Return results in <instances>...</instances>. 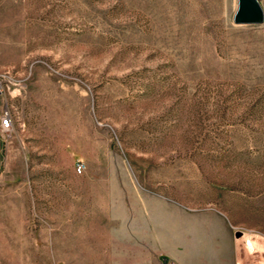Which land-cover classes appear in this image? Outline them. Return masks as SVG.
Masks as SVG:
<instances>
[{
  "label": "rangeland",
  "instance_id": "obj_1",
  "mask_svg": "<svg viewBox=\"0 0 264 264\" xmlns=\"http://www.w3.org/2000/svg\"><path fill=\"white\" fill-rule=\"evenodd\" d=\"M237 8L0 0V264H130L180 213L264 236V19Z\"/></svg>",
  "mask_w": 264,
  "mask_h": 264
},
{
  "label": "crops",
  "instance_id": "obj_2",
  "mask_svg": "<svg viewBox=\"0 0 264 264\" xmlns=\"http://www.w3.org/2000/svg\"><path fill=\"white\" fill-rule=\"evenodd\" d=\"M179 218L173 223H164L163 227L169 230L180 228L184 233L186 223H190L192 218L193 223L186 231L188 236L182 234L171 239H159L160 245L173 242L176 245L174 250L154 251L153 257L147 258L145 253L141 252V256L135 257V262L132 259L130 264H237L238 260H241V264H251L256 260V256H252L248 250L238 253L234 233L226 222L220 220L221 229H214L212 216H200L199 223L195 216L180 213ZM166 256L171 258L172 262H167Z\"/></svg>",
  "mask_w": 264,
  "mask_h": 264
},
{
  "label": "built area",
  "instance_id": "obj_3",
  "mask_svg": "<svg viewBox=\"0 0 264 264\" xmlns=\"http://www.w3.org/2000/svg\"><path fill=\"white\" fill-rule=\"evenodd\" d=\"M5 90L4 86L0 82V93H3ZM1 130L5 134H9L13 129V117L9 111H5L2 114L0 121ZM76 170L78 173H82L84 170V164L79 162L76 164ZM235 231H241V236L236 238V248L238 253H242L245 250H248L251 254L256 252V240H260L259 238L264 236L262 234L257 233L254 230L242 231L240 227H235ZM264 264V257L261 260H255L251 264ZM237 264H241V260L237 261Z\"/></svg>",
  "mask_w": 264,
  "mask_h": 264
},
{
  "label": "water",
  "instance_id": "obj_4",
  "mask_svg": "<svg viewBox=\"0 0 264 264\" xmlns=\"http://www.w3.org/2000/svg\"><path fill=\"white\" fill-rule=\"evenodd\" d=\"M264 19V9L260 0H238V8L234 14L236 24H252L262 22ZM241 236V233H236Z\"/></svg>",
  "mask_w": 264,
  "mask_h": 264
}]
</instances>
